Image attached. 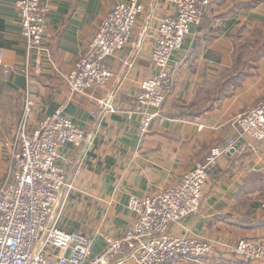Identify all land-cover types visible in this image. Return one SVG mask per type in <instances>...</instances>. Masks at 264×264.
<instances>
[{
  "label": "crops",
  "instance_id": "1",
  "mask_svg": "<svg viewBox=\"0 0 264 264\" xmlns=\"http://www.w3.org/2000/svg\"><path fill=\"white\" fill-rule=\"evenodd\" d=\"M16 1L0 0V184L6 145L26 98L33 104L31 128L63 108L86 139L78 148L68 144L61 149L59 165L71 189L53 220L59 215V229L93 238L96 257L132 226L131 197H148L175 184L232 139L252 142L258 152L237 151L218 159L199 212L169 231L174 237L215 242L218 253L170 264H264L228 256L221 248L244 239L264 244V142L242 138L234 123L264 99V0L211 1L202 24L192 28L172 59V89L145 135L139 130L137 95L141 82L155 74L152 51L160 21L175 14L171 0H140L144 10L130 44L107 61L112 80L105 89L82 95L70 93L64 76L86 51L100 21L116 3L128 0H42L50 10L48 24L40 50L32 53ZM259 51L260 56L249 58ZM107 99L117 113L104 112L99 101Z\"/></svg>",
  "mask_w": 264,
  "mask_h": 264
},
{
  "label": "built area",
  "instance_id": "2",
  "mask_svg": "<svg viewBox=\"0 0 264 264\" xmlns=\"http://www.w3.org/2000/svg\"><path fill=\"white\" fill-rule=\"evenodd\" d=\"M211 1L171 0L175 14L160 21L152 51L155 74L141 82L137 95L143 135L159 117L172 89L171 62L175 53L183 48L192 28L202 24ZM15 8L27 51H39L49 8L42 0H17ZM143 10L140 0L118 2L100 21L86 51L64 76L72 95L107 87L114 76L107 61L128 47ZM0 66H4L2 54ZM9 73L6 69L4 76ZM99 104L104 112L117 113L112 100H100ZM32 112L33 104L26 98L13 138L6 145L7 166L0 184V264H167L216 255L217 243L174 237L170 228L199 212L210 169L221 156L237 151L256 153V144H238L232 139L226 149H212L204 162L196 164L175 184L148 197H131L128 208L136 215L132 226L121 238L109 240L102 254L92 257L93 238L59 229V215L53 220L56 210L65 203L64 192L71 189L66 171L59 165L61 149L68 144L80 147L85 132L64 115L63 108L31 128ZM234 123L242 138L263 143L264 99ZM221 248L228 256L264 263V244L244 239L234 245L221 244Z\"/></svg>",
  "mask_w": 264,
  "mask_h": 264
},
{
  "label": "rangeland",
  "instance_id": "3",
  "mask_svg": "<svg viewBox=\"0 0 264 264\" xmlns=\"http://www.w3.org/2000/svg\"><path fill=\"white\" fill-rule=\"evenodd\" d=\"M249 58H251V55H250V57ZM264 182V181H263ZM264 185V184H263ZM260 198L262 199V207L261 208H263L264 209V186H263V188L261 189V194H260ZM60 209H58L57 211H59ZM179 238V237H178ZM218 253V251L216 252V254ZM212 257V256H211ZM197 261V260H196ZM167 264H170V262L169 263H167Z\"/></svg>",
  "mask_w": 264,
  "mask_h": 264
},
{
  "label": "trees",
  "instance_id": "4",
  "mask_svg": "<svg viewBox=\"0 0 264 264\" xmlns=\"http://www.w3.org/2000/svg\"><path fill=\"white\" fill-rule=\"evenodd\" d=\"M260 51L257 53V55H252L251 57H254L255 58V56H260Z\"/></svg>",
  "mask_w": 264,
  "mask_h": 264
}]
</instances>
